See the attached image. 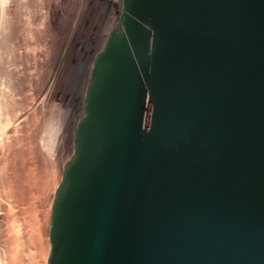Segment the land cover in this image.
<instances>
[{
	"label": "water",
	"instance_id": "obj_1",
	"mask_svg": "<svg viewBox=\"0 0 264 264\" xmlns=\"http://www.w3.org/2000/svg\"><path fill=\"white\" fill-rule=\"evenodd\" d=\"M122 4L49 264H264V0Z\"/></svg>",
	"mask_w": 264,
	"mask_h": 264
},
{
	"label": "bare ground",
	"instance_id": "obj_2",
	"mask_svg": "<svg viewBox=\"0 0 264 264\" xmlns=\"http://www.w3.org/2000/svg\"><path fill=\"white\" fill-rule=\"evenodd\" d=\"M83 1L0 0V264H49L54 199L74 153V132L85 116L100 51L81 89L73 86L67 101L61 81L69 50H63L55 72L47 48L54 43L51 18L66 22L72 13L70 29L76 30ZM108 6L105 44L111 31L122 28V0H108Z\"/></svg>",
	"mask_w": 264,
	"mask_h": 264
},
{
	"label": "rangeland",
	"instance_id": "obj_3",
	"mask_svg": "<svg viewBox=\"0 0 264 264\" xmlns=\"http://www.w3.org/2000/svg\"><path fill=\"white\" fill-rule=\"evenodd\" d=\"M108 10H109L108 0H84L83 1V8L81 11V13H83V12L84 13L82 14V16L80 15L81 18L79 17L80 19L78 20V23H76V25H77L75 27L76 30H73V28L70 29L71 25L73 24V20H74V17H73L74 14H72V13L70 14V16L72 17L71 19H70L69 15H67L68 17L65 18L67 23L65 21L62 22L61 20H63V19H61L60 16L51 18V33L53 35L54 43L53 42L51 43V41H50L49 44H51L52 47L49 46V44H48L47 51H49V49L51 48L50 52H48V53L51 55L50 63L51 64L53 63V65H54L53 68L56 67V63L58 62L57 60H59L61 58V56L64 57L63 50H65L66 48H68V50H69L68 55L65 57V66H64L65 69H63V73H65V78H62V81H61V89L66 91L67 96H68L67 101H70V99H71L72 94L70 92H71V90H73L72 89L73 86H76L77 84L79 85V86L77 85L75 87V89L77 88L76 92L78 89H81L83 83L85 82L84 79L87 78L86 71L88 69L90 61L93 58H95L96 54L99 51L103 50V48H104V45H105L104 42H105V39L107 37L106 32H107L108 27L110 25L107 22ZM117 14H118V12L116 10L115 15H117ZM64 22L67 25H63ZM57 25H58V27H57ZM61 25H62V27H61ZM55 26H56V28H55ZM59 26H60V28H59ZM63 28H65V29H63ZM62 30H64V31L66 30L64 34H62L64 32ZM104 36H106V37L104 38ZM103 38H104V40H103ZM54 48L57 50H55ZM52 50L53 51L55 50V51L52 52ZM56 53H57V55H56ZM58 54H59V57H58ZM52 59H53V61H52ZM55 59H56V61L54 62ZM58 67L59 66H57L54 69L55 72H56V69H58ZM85 67H87V68H85ZM83 72H85V73H83ZM63 77H64V74H63ZM66 80H68V81H66Z\"/></svg>",
	"mask_w": 264,
	"mask_h": 264
}]
</instances>
